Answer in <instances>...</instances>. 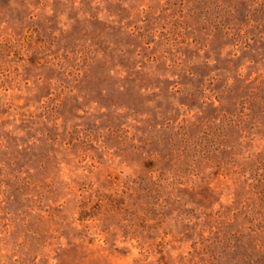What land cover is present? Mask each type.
Segmentation results:
<instances>
[{"label": "rangeland", "instance_id": "374dc122", "mask_svg": "<svg viewBox=\"0 0 264 264\" xmlns=\"http://www.w3.org/2000/svg\"><path fill=\"white\" fill-rule=\"evenodd\" d=\"M0 264H264V0H0Z\"/></svg>", "mask_w": 264, "mask_h": 264}]
</instances>
